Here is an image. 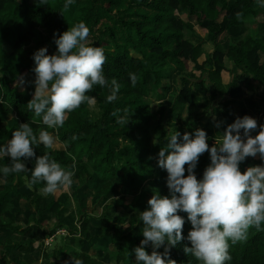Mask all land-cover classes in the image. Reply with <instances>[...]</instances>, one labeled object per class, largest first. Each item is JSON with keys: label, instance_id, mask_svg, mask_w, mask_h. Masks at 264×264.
<instances>
[{"label": "trees", "instance_id": "16d2710c", "mask_svg": "<svg viewBox=\"0 0 264 264\" xmlns=\"http://www.w3.org/2000/svg\"><path fill=\"white\" fill-rule=\"evenodd\" d=\"M64 4L65 0H48L46 6L37 0H0V145L20 124L28 123L35 134L44 130L56 138L53 149L33 146L36 156L48 153L74 172L71 185L48 196L40 191L44 182L29 187L35 157L26 161L27 172L0 173V186L5 188L0 192V232L6 238L0 264L14 250L32 251L60 230L79 235L80 253L57 251L58 260L52 264H134L133 249L143 239L139 213L154 195L169 196L167 171L158 166L167 135L179 131L182 137L202 128L211 148L236 107L242 117L248 116L244 104L235 99L244 91L242 83L252 77L264 96V7L256 0H75L67 10ZM81 21L89 28L88 45L103 49V72L109 83L115 79L119 84L117 99L108 103L109 88L94 86L86 95L95 97L97 113L85 102L67 114L62 127L49 129L27 107L35 91L33 54L44 47L47 55L55 54L54 34L62 35ZM251 24L258 26L255 34L247 32ZM226 34L231 41L227 50L219 41ZM226 59L232 60L236 73L224 84L223 73L230 71ZM129 73L136 76L134 87ZM21 75L26 82L18 87ZM171 94L176 98L169 106ZM152 98L159 102L157 112ZM258 161V154L247 157L241 172ZM210 163L208 152L200 156L197 179ZM10 164L9 158L0 159V168ZM136 186H143L144 193L135 194ZM84 188L85 194H94L88 203L90 214L72 207V196ZM113 192L119 195L111 197ZM74 201H79L77 196ZM24 202L34 211L23 207ZM254 227L246 239L229 241L231 260L226 264H264V223L256 231ZM191 228L186 220L185 239L171 248L176 264H201L184 252L185 245L191 246L186 239ZM99 241L106 242L104 249L95 248ZM146 251L151 254V247Z\"/></svg>", "mask_w": 264, "mask_h": 264}, {"label": "clouds", "instance_id": "9594fccd", "mask_svg": "<svg viewBox=\"0 0 264 264\" xmlns=\"http://www.w3.org/2000/svg\"><path fill=\"white\" fill-rule=\"evenodd\" d=\"M37 2L46 6L48 0ZM74 2L65 0L64 9ZM256 3L264 7V0ZM88 36L89 28L81 21L62 35L54 34L55 54L47 55L46 47L33 54L35 91L27 107L49 129L62 127L67 114L82 103L94 106L95 97L86 95L94 86L109 88L108 103L117 99L119 84L115 79L109 83L103 72V49L89 46ZM129 78L134 87L135 74L129 73ZM25 82L23 75L17 78L18 87ZM257 128L255 118L237 117L211 148L202 128L185 132L182 137L179 131L167 135V143L158 154V166L167 171L169 196L154 195L148 208L139 213L143 239L133 249L134 264H176L170 252L185 239L186 220L192 225L186 237L191 245H185L186 254L201 264H226L231 260L229 241L236 244L246 239L250 227L264 223V164L248 167L244 172L240 169L247 157L259 154L264 161V125H259V133L253 136ZM41 144L53 149L56 138L44 130L37 135L28 123L20 124L11 139L0 145V159L7 157L11 161L10 166L0 168V173L7 176L27 172L26 161L35 157L29 187L44 182L40 191L48 196L71 185L74 172L63 168L48 153L37 157L33 146ZM205 152L210 154L211 163L202 179H197L195 169ZM180 213H187V217ZM147 247H151V254ZM161 247L163 252L158 251Z\"/></svg>", "mask_w": 264, "mask_h": 264}, {"label": "crops", "instance_id": "0c3cea01", "mask_svg": "<svg viewBox=\"0 0 264 264\" xmlns=\"http://www.w3.org/2000/svg\"><path fill=\"white\" fill-rule=\"evenodd\" d=\"M193 25L195 27L197 26V24H193ZM255 26H256V28L258 30V26L257 25H255ZM257 30H256V32H257ZM223 37L227 38L228 36L226 34V35H222L220 37L219 41H221L222 43L224 42L223 41ZM230 44H231V41L229 39L227 44L223 43V46L227 50L229 48ZM261 60H262V63H264V54H261ZM226 65H227V67L230 69V71L232 73H230V71L223 73L224 84H227V82H230L231 79H233V74L236 73V68H235L232 60L226 59ZM249 83H250V85H248ZM242 84H244V87H243L244 91H243V93L240 96H238L235 99L241 101L244 104V107H245V109L248 112V116H251L252 118H255L257 120L258 128H257L256 131H254L252 133V135L255 136L260 131L259 125H264V96L262 97L261 90L258 88L259 87V83L257 81H255L252 77L250 79H248L247 81H245V83H242ZM246 86H247V88H246ZM218 115H219V113H218ZM237 117H241L242 118L241 110L239 109V107L235 108V113L232 115L233 119L226 123V127L229 124L233 123ZM256 164L257 165L264 164V161H262L260 159V156H259V161ZM4 189L5 188L3 186H0V192H2ZM72 202H73V206L72 207L75 210H79L80 207L76 208L77 204H74L75 202L73 200H72ZM22 206L31 208L34 211L31 203L24 202V203H22ZM83 210L85 211L84 208H83ZM53 222L54 223L57 222V219H54ZM58 237H60L59 240L62 241V243H67L68 240L72 243L74 241V239H76L77 237L80 240L79 235H69L66 230H60L59 232H57L56 235L52 236L51 238L39 241L40 246L38 248L33 249L32 251L19 252L18 250H14L11 253V255H9L7 257V259H6L7 264H52V263H55L58 260L57 259V253H56L57 251L64 250V251H66L67 254H70L67 251L66 247L58 245V247L55 248V250L53 248L52 250L49 251V253H47V252H46L47 254L44 253V257H45L44 260L40 259L38 261V260H34V259H35L36 253L37 252L40 253L41 249L43 250V246H44L42 244L43 242H45V241H47L49 239H52L51 243L53 244V243H55V240ZM5 239H6L5 238V234L0 232V259H3L4 256H5V254H3L5 252L4 251V249H5V247H4ZM48 255H50V259L47 260L46 256H48ZM6 262H4V263L6 264ZM4 263L2 262L1 264H4Z\"/></svg>", "mask_w": 264, "mask_h": 264}, {"label": "rangeland", "instance_id": "374dc122", "mask_svg": "<svg viewBox=\"0 0 264 264\" xmlns=\"http://www.w3.org/2000/svg\"><path fill=\"white\" fill-rule=\"evenodd\" d=\"M80 1H82V0H80ZM191 21H192V23L193 24H197V21H196V19L195 18H192L191 19ZM248 30H247V32L249 33H252V34H255V32H256V30H257V28H256V26L254 25V24H251V25H248ZM228 40H229V38L227 37V38H225V37H223V43L224 44H227L228 43ZM33 52H35V51H33ZM33 81H35V76H33L32 77V79H31V83H33ZM30 83V84H31ZM175 96H174V94H171L169 97H168V99H167V104L169 105V106H172V103H173V101L175 100ZM152 109H153V111L154 112H157L158 110H159V102L158 101H156V99L155 98H152ZM91 110H92V112H95V113H97L98 112V109H97V107H96V102H95V105L94 106H91ZM212 111V110H211ZM220 111H217V117H218V113H219ZM14 124V121H12V122H10L9 123V125L10 126H12ZM173 124H174V119H173ZM174 127H175V129L176 130H178V125L175 123L174 124ZM154 152L155 151H152V152H150L149 154H148V159H152V157H153V154H154ZM203 154H205V153H203ZM77 162H78V160L76 159L73 163H72V167L74 168L75 166H76V164H77ZM256 164V163H255ZM257 165V164H256ZM115 182L116 183H118V180H115ZM139 187V186H138ZM137 186L136 187H134V188H138ZM85 189L86 188H84V189H82V190H79V191H77V192H75V194L72 196V198H71V200H75V196H77L78 197V200L79 201H74L75 203L74 204H77L76 205V208H79L80 207V209L82 210V211H84L83 210V208L85 209V212H89V214L92 212V208L90 207V205L88 204L89 203V201L93 198V196H94V194L92 193V192H89L88 194H85ZM144 191H145V189L143 188V186H141V187H139L138 189H136L135 190V194H142V193H144ZM119 195V193L118 192H113L112 193V195H111V197H117ZM101 212H102V210H101ZM258 229H260V227H254V229H253V231H256V230H258ZM60 239V237H58L56 240H55V243H50V245H46V243L45 242H43L42 244L44 245H42L43 246V250L41 249V251H40V253L39 252H37L36 253V256H35V259L34 260H40V259H45V257H44V253H49V251L50 250H52L53 248H54V250H55V248H57L58 247V245L59 246H64V247H66V249H67V251L69 252V253H74V252H76V253H80V240H79V238L77 237L76 239H74V241L71 243L69 240L67 241V243H62V241H60L59 240ZM54 245V246H53ZM105 246H106V242L105 241H99V242H97V244H95V248L97 249L98 248V250H100V249H104L105 248ZM46 253V254H47ZM36 263V262H35Z\"/></svg>", "mask_w": 264, "mask_h": 264}, {"label": "built area", "instance_id": "2783aa9c", "mask_svg": "<svg viewBox=\"0 0 264 264\" xmlns=\"http://www.w3.org/2000/svg\"><path fill=\"white\" fill-rule=\"evenodd\" d=\"M51 241H52V239L45 241L46 245H50Z\"/></svg>", "mask_w": 264, "mask_h": 264}]
</instances>
